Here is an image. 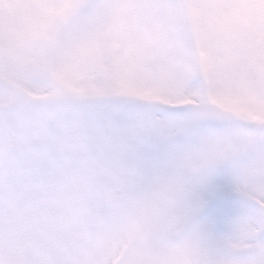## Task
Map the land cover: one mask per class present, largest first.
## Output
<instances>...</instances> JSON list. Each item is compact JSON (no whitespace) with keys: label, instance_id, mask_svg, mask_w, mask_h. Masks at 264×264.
<instances>
[{"label":"snow or ice","instance_id":"snow-or-ice-1","mask_svg":"<svg viewBox=\"0 0 264 264\" xmlns=\"http://www.w3.org/2000/svg\"><path fill=\"white\" fill-rule=\"evenodd\" d=\"M0 264H264V0H0Z\"/></svg>","mask_w":264,"mask_h":264}]
</instances>
